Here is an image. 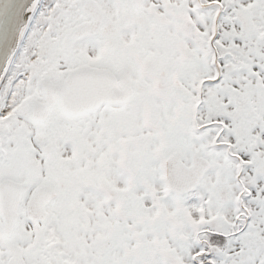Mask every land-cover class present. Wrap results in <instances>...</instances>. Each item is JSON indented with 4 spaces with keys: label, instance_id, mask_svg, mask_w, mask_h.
<instances>
[{
    "label": "snow or ice",
    "instance_id": "1",
    "mask_svg": "<svg viewBox=\"0 0 264 264\" xmlns=\"http://www.w3.org/2000/svg\"><path fill=\"white\" fill-rule=\"evenodd\" d=\"M0 264H264V0H0Z\"/></svg>",
    "mask_w": 264,
    "mask_h": 264
}]
</instances>
